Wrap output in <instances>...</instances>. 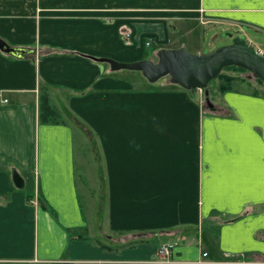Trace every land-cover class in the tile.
<instances>
[{
    "label": "crops",
    "instance_id": "1",
    "mask_svg": "<svg viewBox=\"0 0 264 264\" xmlns=\"http://www.w3.org/2000/svg\"><path fill=\"white\" fill-rule=\"evenodd\" d=\"M208 25L264 37V0H0V39L27 51H0V264H264V94L206 103L95 61L186 49Z\"/></svg>",
    "mask_w": 264,
    "mask_h": 264
},
{
    "label": "water",
    "instance_id": "2",
    "mask_svg": "<svg viewBox=\"0 0 264 264\" xmlns=\"http://www.w3.org/2000/svg\"><path fill=\"white\" fill-rule=\"evenodd\" d=\"M0 51L16 57H23L27 53L24 49L10 47L1 39ZM156 57L155 62L144 59L123 63L108 58H95V61L107 64L113 72L120 70L139 72L149 84L167 78L171 85L179 86L186 91L207 89L210 81L216 79L224 68L231 66L251 72L255 79L264 83V55L239 38H234L231 44L205 55L190 54L185 48H163L157 51Z\"/></svg>",
    "mask_w": 264,
    "mask_h": 264
},
{
    "label": "rangeland",
    "instance_id": "3",
    "mask_svg": "<svg viewBox=\"0 0 264 264\" xmlns=\"http://www.w3.org/2000/svg\"><path fill=\"white\" fill-rule=\"evenodd\" d=\"M243 32H248L252 38L253 46L261 45L264 48V37H259L251 32L248 28H244ZM199 33L200 35H196ZM196 34H193L189 38V42L191 44L186 47L190 54L193 55H205L208 54L220 47L229 45L232 43L234 38H239L244 41L243 34H235L226 31L225 27H221L219 25H211L206 27L197 28ZM172 46V45H170ZM195 46H199V49L195 48ZM151 53V51H150ZM157 53V52H156ZM156 53H151L149 56L150 60L156 61ZM122 74L128 77H136V79H140L142 82V76L139 72L132 71H121ZM131 75V76H130ZM221 77L210 81L208 87L206 89L207 93L204 95L205 101H211L220 96V92H218L217 87L220 85L223 89L226 88H241L242 90L255 93V94H264V83L260 82L258 79H255L251 72L243 70V69H225L221 73ZM162 82V85L160 84ZM164 84V85H163ZM154 85L161 86H171L167 78H163ZM160 86V87H161ZM174 86V85H173ZM205 91V90H203ZM61 119V117H59ZM96 146V145H95ZM75 149H74V157H75V168H76V176H77V189L81 199V205L86 210V205L89 204V201L92 199L88 197L89 191L95 196L98 194V190L95 189V184L93 183V177H95V173L91 171H87L90 166L85 163L83 160V154L81 151V143L80 140L75 141ZM96 167V166H95ZM87 187L90 189L88 191ZM90 206V205H89ZM98 233V229L95 228V236ZM99 236V235H98ZM107 242V241H106ZM32 264V263H31Z\"/></svg>",
    "mask_w": 264,
    "mask_h": 264
},
{
    "label": "trees",
    "instance_id": "4",
    "mask_svg": "<svg viewBox=\"0 0 264 264\" xmlns=\"http://www.w3.org/2000/svg\"><path fill=\"white\" fill-rule=\"evenodd\" d=\"M225 69H237V67L231 66V67L224 68L223 70ZM238 69H241V68H238ZM221 73L219 74L217 78H220L222 76ZM221 90L225 91L226 89H223L221 87ZM40 92H41V96H40V101H39V122H41L42 124H51V123L58 122V119H59L58 111L55 108L51 107V105L49 104V100H48L45 90H41Z\"/></svg>",
    "mask_w": 264,
    "mask_h": 264
},
{
    "label": "built area",
    "instance_id": "5",
    "mask_svg": "<svg viewBox=\"0 0 264 264\" xmlns=\"http://www.w3.org/2000/svg\"><path fill=\"white\" fill-rule=\"evenodd\" d=\"M148 45V43H147ZM260 54H262L261 51H258ZM4 102H6L4 100ZM171 249H172V245L170 244H164L161 246V248L159 249V254H162V257L164 258L165 256H168L171 252ZM203 256H206V254H204ZM159 262H164L163 260H159Z\"/></svg>",
    "mask_w": 264,
    "mask_h": 264
}]
</instances>
